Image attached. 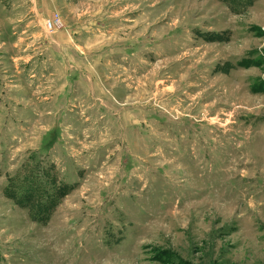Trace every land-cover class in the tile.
<instances>
[{
    "label": "rangeland",
    "instance_id": "rangeland-1",
    "mask_svg": "<svg viewBox=\"0 0 264 264\" xmlns=\"http://www.w3.org/2000/svg\"><path fill=\"white\" fill-rule=\"evenodd\" d=\"M0 264H264V0H0Z\"/></svg>",
    "mask_w": 264,
    "mask_h": 264
},
{
    "label": "trees",
    "instance_id": "trees-1",
    "mask_svg": "<svg viewBox=\"0 0 264 264\" xmlns=\"http://www.w3.org/2000/svg\"><path fill=\"white\" fill-rule=\"evenodd\" d=\"M28 192H29V195H31V197H30L31 200L34 199V197L36 198L37 195L39 194V193H37L38 192L37 190H34V192L32 193V191L29 188H28ZM32 207H34V206H32Z\"/></svg>",
    "mask_w": 264,
    "mask_h": 264
},
{
    "label": "built area",
    "instance_id": "built-area-1",
    "mask_svg": "<svg viewBox=\"0 0 264 264\" xmlns=\"http://www.w3.org/2000/svg\"><path fill=\"white\" fill-rule=\"evenodd\" d=\"M57 18L55 17L54 20L49 19L46 23L49 28H53L54 23H56Z\"/></svg>",
    "mask_w": 264,
    "mask_h": 264
},
{
    "label": "crops",
    "instance_id": "crops-1",
    "mask_svg": "<svg viewBox=\"0 0 264 264\" xmlns=\"http://www.w3.org/2000/svg\"><path fill=\"white\" fill-rule=\"evenodd\" d=\"M63 40V39H62ZM61 43V40L59 41Z\"/></svg>",
    "mask_w": 264,
    "mask_h": 264
}]
</instances>
